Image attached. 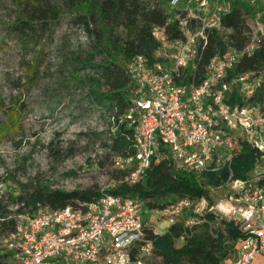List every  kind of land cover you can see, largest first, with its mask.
<instances>
[{
    "label": "built area",
    "instance_id": "2783aa9c",
    "mask_svg": "<svg viewBox=\"0 0 264 264\" xmlns=\"http://www.w3.org/2000/svg\"><path fill=\"white\" fill-rule=\"evenodd\" d=\"M185 2L186 7L179 10L184 0H170L167 4V23H175L182 38H165V47L170 45V50L162 56L154 55L152 66L141 56L125 66L131 84V107L119 121L125 119L131 133L128 150L114 157L113 166L124 173V181L130 185L143 179L153 160L159 162L161 151L198 179L205 174L225 172L226 178L216 188L222 193L223 204L209 206L205 199L182 198L159 213L168 217L170 226H183L177 245L192 235L194 227L208 223L204 216L200 221L193 216L204 209L217 227L223 221L232 223L243 238L236 243L235 258L223 264H252L264 257V114L245 103L264 83V72L227 77L240 58L251 56L259 48L261 35L254 33L248 37L240 51L228 49L214 57L200 84L179 85L175 78L195 70L207 33L225 31L216 18L218 11L209 10L208 0ZM168 61L171 67L165 68ZM233 94L240 97L243 106L226 104ZM241 143L260 155L244 179H234L232 161ZM98 194L96 200L77 203L76 207L13 220L12 229L0 239L8 263L145 264L153 246L145 240L143 201L106 190ZM188 214L192 216L187 217ZM180 216L182 220L178 219Z\"/></svg>",
    "mask_w": 264,
    "mask_h": 264
},
{
    "label": "rangeland",
    "instance_id": "374dc122",
    "mask_svg": "<svg viewBox=\"0 0 264 264\" xmlns=\"http://www.w3.org/2000/svg\"><path fill=\"white\" fill-rule=\"evenodd\" d=\"M46 1L59 9V19L51 30L29 36L13 28L22 22L23 7L29 0H0V239L10 230L11 220L31 215L25 198L34 188L96 193L118 188L119 172L113 166L118 153L111 148L116 119L101 104L105 89L99 87L87 64L92 55L95 63L102 61L103 55L94 49L98 45L103 47L104 43L97 44L98 26L90 24L85 30L77 22L81 15L79 5L87 2L99 5L106 0ZM130 1H136L141 10L156 2ZM208 1L209 10L218 11L216 18L227 13L233 4V0H220L219 4ZM185 4L184 1L177 9H183ZM247 5L253 9L251 14H243L249 28L247 36L257 33L264 39V29L258 20L264 11V0ZM161 8L170 12L164 5ZM114 32L121 34L122 28ZM219 33L226 38L229 32L219 30ZM154 37L159 43L154 55L162 56L170 50V45L165 47L163 30H155ZM117 63L123 65L120 58ZM164 67H171V63H164ZM167 158L169 155L161 152L157 157L158 161ZM171 162L175 170L180 169L177 162ZM200 187L207 191L209 206H216L222 193L202 181ZM159 212L148 210L143 201V227L157 235L165 233L170 226L168 217ZM2 216L5 218L1 219ZM193 216L200 221V217H206L205 209ZM198 227L194 228V235L199 234ZM212 229L224 234L222 227L212 225ZM235 251L232 247L229 260L235 258ZM0 255L5 257L1 242ZM145 264H163V261L152 251ZM181 264L188 263L184 260ZM252 264H264V257Z\"/></svg>",
    "mask_w": 264,
    "mask_h": 264
},
{
    "label": "trees",
    "instance_id": "16d2710c",
    "mask_svg": "<svg viewBox=\"0 0 264 264\" xmlns=\"http://www.w3.org/2000/svg\"><path fill=\"white\" fill-rule=\"evenodd\" d=\"M169 1L156 0L152 7L143 10L136 1L130 0H106L99 5L87 2L78 7L81 15L77 17V22L85 30L90 24L98 26L97 44L104 43L103 47L98 45L94 49L103 55L102 61L95 63V55H92L87 64L93 72L92 75L98 79L99 87L105 89L100 97L101 104H105L112 117L116 119V134L111 148L118 154L128 150L131 133V130L127 129L126 120L119 121L128 114L131 107L129 100L131 84L125 72L126 64L137 56L145 58L149 66L155 63L154 54L159 49V43L154 37L155 30H163L169 41L182 38L177 25L167 23L169 12L161 8L162 5L167 8ZM23 8L25 11L22 13V22H17L13 26L16 32H23V35L35 36L40 32L51 30L59 19V9L46 0H29L27 6ZM252 11L253 9L247 4L234 0L230 10L219 17L220 27L229 31L226 39L215 30L209 31L204 46L199 48L195 70L182 73L179 78H175L176 83L182 86L198 85L203 81L205 69L214 57L228 49L242 50L249 41L247 36L249 28L243 14H251ZM259 20L264 29V11L260 13ZM117 28H122L121 34L117 35L114 32ZM118 58L122 60L123 65L117 63ZM247 72L257 74L264 72V39H261L259 48L251 56L240 58L236 66L228 72L227 78ZM226 104L230 107L244 105L237 94L231 95ZM245 104L259 108L264 114V83ZM161 153L165 154L163 151ZM259 155L256 150L241 143L232 161L234 179H244L259 160ZM152 162L143 179L133 185L124 181V173H117L118 188L109 193L136 196L146 201L148 210H162L169 203L182 198L207 200V191L200 187V181L216 189L226 178L225 172H221L218 175L205 174L198 179L181 168L175 170L170 158L162 159L158 163H154V160ZM32 190L25 198V206L31 207V214L37 211L64 209L68 206L76 207L77 203H89L96 200L99 195L90 190L72 192L46 188ZM208 203L211 204L210 201ZM206 221L210 224L200 225L199 234L192 233L178 246L176 240L181 237L183 231L180 223L169 226L161 235L144 228L145 240L152 243L153 251L162 259L163 264H181L184 260L188 264H223L228 259L231 248H235L237 241L242 239L243 235L232 223L224 221L220 223L219 227L224 231L222 234L217 229H212L214 222L209 215L206 216ZM9 223L12 229L13 220ZM4 258L0 255V264H9Z\"/></svg>",
    "mask_w": 264,
    "mask_h": 264
},
{
    "label": "crops",
    "instance_id": "0c3cea01",
    "mask_svg": "<svg viewBox=\"0 0 264 264\" xmlns=\"http://www.w3.org/2000/svg\"><path fill=\"white\" fill-rule=\"evenodd\" d=\"M222 203V201H221V197H220V201H219V203L217 204V205H220ZM223 204V203H222ZM167 231V230H166ZM165 231V232H166ZM161 235V234H160Z\"/></svg>",
    "mask_w": 264,
    "mask_h": 264
}]
</instances>
